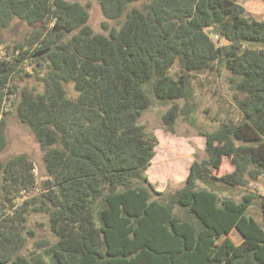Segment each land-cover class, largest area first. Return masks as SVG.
Instances as JSON below:
<instances>
[{"label": "trees", "instance_id": "16d2710c", "mask_svg": "<svg viewBox=\"0 0 264 264\" xmlns=\"http://www.w3.org/2000/svg\"><path fill=\"white\" fill-rule=\"evenodd\" d=\"M96 1L105 20L124 18L107 36L93 32L78 3L0 0V32L14 18L49 28L30 54L19 45L0 59V155L10 106L45 150L47 173L37 185L27 157L0 160V264H264V196L235 202L215 189L264 175V21L245 17L240 0ZM28 58L45 64L43 92L23 89L15 101L10 81ZM217 63L239 79L241 119L206 134V159L192 163L181 188L153 200L145 172L157 139L138 123L151 106L146 88L162 102L186 99L191 74ZM179 114L173 105L163 115L167 132ZM224 157L234 169L217 177ZM253 204L260 223L245 215ZM30 213L46 215L56 238L47 261L18 254ZM233 230L242 239L235 246Z\"/></svg>", "mask_w": 264, "mask_h": 264}, {"label": "rangeland", "instance_id": "374dc122", "mask_svg": "<svg viewBox=\"0 0 264 264\" xmlns=\"http://www.w3.org/2000/svg\"><path fill=\"white\" fill-rule=\"evenodd\" d=\"M64 1L78 3L87 10L89 16L87 24L95 34L107 36L109 31L118 30L124 22V18L115 21L105 20L96 0ZM240 4L244 8L245 17L264 21V1L240 0ZM142 6V2L133 3L128 6V10L131 8L141 9ZM102 25H105L106 29ZM48 29H44L40 24L30 27L25 22L12 19L9 26L0 32L3 42L0 46V59L16 56L15 46L19 45L22 46L23 51H28L30 54L47 38ZM207 33L213 34V29L207 30ZM38 34L41 35L37 42L30 46L29 44L35 41ZM69 37L70 35L67 36V39ZM211 39L215 44H226L222 40L219 42L217 37L213 36ZM32 60V58L24 60L10 81L15 101H18L23 89H28L35 94L43 92L41 77L45 70V64L40 62L41 66L37 67ZM179 72V66L175 64L170 74L175 77ZM190 77L188 97L175 102L159 101L154 97L150 86L146 88L151 106L142 113L138 123L146 134H153L157 139L154 157L145 172V176L153 187V200L160 199L159 193L166 197L181 188L192 163L206 159V134L216 130L223 122L237 123L241 119L236 106L237 101L243 97L236 88L239 79L228 72L223 64L217 63L212 70L191 74ZM64 88L69 98L77 96L73 85L66 84ZM173 105L178 107L180 114L174 123L173 132L169 133L162 123V117ZM6 111L4 116L6 146L0 155V160L6 163L14 157H27L33 164L38 185L47 178L43 162L45 150L40 147L30 129L18 120L15 109L9 106L6 107ZM233 169L229 158L224 157L219 170L213 174L221 177L231 173ZM198 185L202 188L206 187L200 183ZM215 189L218 196L232 199L235 202H239L243 196L248 194L264 196V175L256 181L249 182L245 187L233 190H226L222 187ZM175 213L182 216L183 211L177 208ZM245 215L260 223L258 205L253 204ZM229 240L233 242V246L242 241L234 230L229 234ZM55 243L56 238L50 230L48 217L43 214H28L24 240L18 254L33 261H47L48 252ZM217 250L218 246H215L214 251Z\"/></svg>", "mask_w": 264, "mask_h": 264}, {"label": "water", "instance_id": "95a60500", "mask_svg": "<svg viewBox=\"0 0 264 264\" xmlns=\"http://www.w3.org/2000/svg\"><path fill=\"white\" fill-rule=\"evenodd\" d=\"M214 35L211 33V34H209V37L210 38H212ZM48 52V50H46V51H43L42 53H38V54H36L34 57H39V56H41L42 54H45V53H47Z\"/></svg>", "mask_w": 264, "mask_h": 264}]
</instances>
